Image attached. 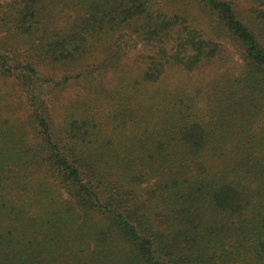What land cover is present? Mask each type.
<instances>
[{"label":"trees","instance_id":"trees-1","mask_svg":"<svg viewBox=\"0 0 264 264\" xmlns=\"http://www.w3.org/2000/svg\"><path fill=\"white\" fill-rule=\"evenodd\" d=\"M43 1L0 0V78L25 97L17 119L0 95V264H264V0ZM226 46L242 69L203 114L149 102ZM54 83L76 85L58 118Z\"/></svg>","mask_w":264,"mask_h":264},{"label":"rangeland","instance_id":"rangeland-1","mask_svg":"<svg viewBox=\"0 0 264 264\" xmlns=\"http://www.w3.org/2000/svg\"><path fill=\"white\" fill-rule=\"evenodd\" d=\"M57 0H44L43 4L46 10L55 9ZM239 6L242 10L248 8V5L242 0L239 1ZM60 9V10H58ZM55 10L58 15L56 22L67 25L79 16V12L70 11L67 7L62 5ZM71 13V14H70ZM67 15L71 18L68 20ZM260 43L264 45V30L258 34ZM136 51H130L121 58L118 69L122 71H130L133 67L130 65L136 60ZM243 63L232 46H226V49L214 60L201 64L198 68L188 71L183 68H171L168 70L167 76L161 82L153 83L148 86V93L150 94L149 102H159L161 106L168 103L170 99L176 94L178 96H185L188 99H194L197 109L203 114L200 109H207L206 101L208 99V90L218 76L224 73L232 74L239 73L242 69ZM70 68H61L56 77L71 73ZM117 70L107 72L108 78L117 80L120 74ZM111 72V73H110ZM110 73V76H109ZM123 74V73H122ZM101 80V79H98ZM55 93L53 94L57 100L56 114L57 118L62 115V106L66 105L68 96L72 93L76 85L69 86L68 84L57 85L54 83ZM105 89L108 90V87ZM110 90V89H109ZM0 95L3 96L5 103V114L12 115L17 119H22L25 116L24 94L21 90V85L13 80V78H0ZM200 107V108H199Z\"/></svg>","mask_w":264,"mask_h":264}]
</instances>
